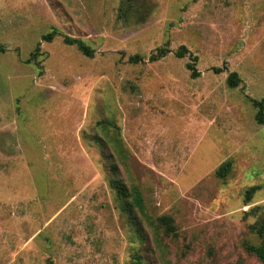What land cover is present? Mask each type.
Instances as JSON below:
<instances>
[{"label": "rangeland", "instance_id": "rangeland-1", "mask_svg": "<svg viewBox=\"0 0 264 264\" xmlns=\"http://www.w3.org/2000/svg\"><path fill=\"white\" fill-rule=\"evenodd\" d=\"M125 6L0 0V264H129L135 249L146 264H261L245 247L264 218V124L248 100L264 101V0ZM108 156L145 216L119 210ZM161 216L174 234L151 224Z\"/></svg>", "mask_w": 264, "mask_h": 264}, {"label": "trees", "instance_id": "trees-1", "mask_svg": "<svg viewBox=\"0 0 264 264\" xmlns=\"http://www.w3.org/2000/svg\"><path fill=\"white\" fill-rule=\"evenodd\" d=\"M133 1V0H132ZM124 5V4H123ZM128 11L131 10V0H127V6H125ZM140 13L142 17L139 19L140 23L144 22V16L139 9L136 10V14ZM148 14V11L145 12ZM144 13V14H145ZM56 32H50L46 35H43L41 37L42 41H51ZM63 43L68 46H74L83 56L91 58L93 56V51L84 45L83 42H81L78 39H72L70 37H63ZM3 48H0V53L3 52ZM170 51L165 47H160L149 54L147 57V61L149 63L157 62L163 58H165ZM40 54V48L39 45L35 48V50L30 54L29 62H32L31 60H34L37 55ZM175 56L177 58H184L185 56H188V62L186 63V69L189 71V75L191 79H196L200 76V73L196 69V62L197 59L192 54L189 53V51L184 47L181 46L176 52ZM128 62L131 64H138L143 63L144 58L135 55L128 58ZM215 73L220 72L218 69H214ZM227 86L230 89H236L240 83L241 80L239 79V76L237 73L232 72L228 75L226 80ZM253 106L257 109V112L255 114V121L256 123L262 125L264 124V101H256L253 99H248ZM114 149L117 151L118 148H121L120 140L115 138L114 139ZM122 150V149H121ZM108 159V160H107ZM106 160L110 162L109 165V174L110 178L108 179V185L110 190L114 194V201L116 202L119 210L125 214H129L135 210L139 214H142L145 216V208L144 203L142 199L141 192L139 191V188L137 186H132L128 188L123 180H121L119 177H117V166L112 162L111 157H106ZM230 162H224L221 164L218 169L215 172V175L219 179H224L230 172ZM251 193L249 194V196ZM152 225H156L157 228L162 229L163 232L167 235H171L175 233V228L173 226V220L168 216H161L157 217L153 222H151ZM248 231L250 234L254 235L258 242L257 244H248L245 247V251L254 257L261 263L264 264V218H258L254 223L250 224L248 226ZM129 264H146L143 260V257L138 249H135L134 252L130 256Z\"/></svg>", "mask_w": 264, "mask_h": 264}]
</instances>
